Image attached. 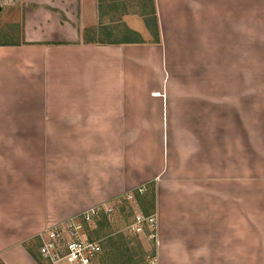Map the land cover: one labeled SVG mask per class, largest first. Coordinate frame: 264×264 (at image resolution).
<instances>
[{
	"label": "crops",
	"instance_id": "obj_1",
	"mask_svg": "<svg viewBox=\"0 0 264 264\" xmlns=\"http://www.w3.org/2000/svg\"><path fill=\"white\" fill-rule=\"evenodd\" d=\"M152 2L158 37L127 12L121 40L0 43V264L150 187L154 264H264V0Z\"/></svg>",
	"mask_w": 264,
	"mask_h": 264
},
{
	"label": "rangeland",
	"instance_id": "obj_2",
	"mask_svg": "<svg viewBox=\"0 0 264 264\" xmlns=\"http://www.w3.org/2000/svg\"><path fill=\"white\" fill-rule=\"evenodd\" d=\"M151 8V0H99L101 25L95 28H81L78 21L79 0H0V43L48 41L56 38L71 41L121 40L126 38L124 25L119 22L122 14L135 13L149 19L152 17ZM151 204L148 192L141 195L138 203L135 200L119 198L115 203L107 205L113 209L108 217L109 227L99 232L92 222L86 225L84 235L89 238L99 237L100 241L104 242L107 237L116 238L121 234L129 240V247H137L138 244L141 246L140 251L144 253L143 264H154L155 260L150 255L155 249V238L134 234L127 227L132 214L137 211L149 213ZM201 230L203 229H199V232ZM42 234H45V230ZM202 236L204 234L193 235L192 239L204 238ZM40 239L39 236L38 243ZM198 258L201 259L199 250ZM38 259L41 264H46L40 256ZM201 263L204 264V261L201 260Z\"/></svg>",
	"mask_w": 264,
	"mask_h": 264
},
{
	"label": "built area",
	"instance_id": "obj_3",
	"mask_svg": "<svg viewBox=\"0 0 264 264\" xmlns=\"http://www.w3.org/2000/svg\"><path fill=\"white\" fill-rule=\"evenodd\" d=\"M136 192L143 193L144 189L138 188ZM124 198L134 201V191L125 193ZM112 210L106 204L97 205L45 229V234L39 235L38 253L41 259L47 264H97L102 250L101 241L86 237L84 230L100 214L109 217ZM156 221L155 212L144 214L137 211L132 214L127 227L134 234L155 238Z\"/></svg>",
	"mask_w": 264,
	"mask_h": 264
},
{
	"label": "trees",
	"instance_id": "obj_4",
	"mask_svg": "<svg viewBox=\"0 0 264 264\" xmlns=\"http://www.w3.org/2000/svg\"><path fill=\"white\" fill-rule=\"evenodd\" d=\"M151 10H152L151 14H153V19H154L153 35L155 37H158V32L156 29L155 16H154L155 11L153 8V4H152ZM145 192L146 193L148 192L150 194L152 204L150 207L151 211H149V213H152L153 208H154V205H153V200H154L153 189L150 187ZM141 195L142 194H139L138 192H134V197H135L137 202H140ZM149 213L145 212L144 214H149ZM93 223L97 226L99 232H103L100 230L109 227L108 217L104 214H100L98 217H96L93 220ZM90 238H92V237H90ZM93 239L101 240L99 237H97V238L95 237ZM136 242L138 244L137 240H136ZM129 244H130L129 240H126L121 234H118L116 238H113L112 236L107 237V239L104 242L101 241V249L102 250H101V253L99 255L97 264H143L144 253L143 252L141 253V251H140L141 246L138 244L137 247H135V246L129 247ZM36 245L39 246V243L38 244L36 243ZM25 248L31 254V256L37 261V263L41 264L39 259L36 258L32 254L31 247L26 245ZM150 256L151 257L155 256V250H153V252L151 253Z\"/></svg>",
	"mask_w": 264,
	"mask_h": 264
}]
</instances>
